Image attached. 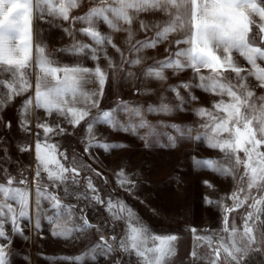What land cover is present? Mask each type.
Masks as SVG:
<instances>
[{
    "label": "snow or ice",
    "instance_id": "snow-or-ice-1",
    "mask_svg": "<svg viewBox=\"0 0 264 264\" xmlns=\"http://www.w3.org/2000/svg\"><path fill=\"white\" fill-rule=\"evenodd\" d=\"M88 2L84 14L71 16L82 0H0V111L18 97H25L18 111V127L25 133L31 132L28 116L36 110H43L46 117L59 118L54 126L38 122L36 128L42 134H35L34 144L18 146L21 153H32L31 180L28 169L19 168L13 173L0 166V264H9L8 248L13 237L22 234L21 220L28 219L30 213L35 229L41 227L43 220L52 227L51 234L56 238L69 239L74 233L85 235L93 228L99 231L89 222L84 208L77 214V204L64 203L65 199L103 205L113 228L122 225L119 234L113 231L107 238L101 235L88 251L58 258L68 264H82L86 259L95 264L99 258L109 259L111 264H172L177 254V234H156L123 200L109 197L105 201L92 179L83 175V165L77 158H69L66 151L60 150L54 137L68 134L64 123L73 129L86 125L82 151L88 156L93 148L110 152L124 146L97 141L93 129L98 125L136 135L145 148L163 137L165 147H175L179 138L203 143L217 152L218 159L193 156L192 163L194 168L231 178L236 185L227 196L230 205L224 197L217 201L205 197L206 204L219 207L220 231L227 237L220 232H216L218 239L199 235L195 227L186 230L192 234L189 257L191 264L201 260L203 264H247L252 253L264 249V0ZM144 16L155 20L146 22L141 18ZM70 20L73 26L82 25L75 31L85 39H75L72 45L57 49L73 57L71 63H62L48 53L40 23L59 27L73 36V31L63 26ZM137 20L141 32L155 29L151 38L135 39ZM102 27L125 33L123 43L134 53L168 44L166 58L146 68L143 78L165 81L168 70L173 75L190 70L188 81L167 89L175 94L178 103L173 104L162 95L156 104H130L121 99L109 109H101L108 73L98 61L103 56L107 68L117 66L107 53L108 46L122 58L124 55ZM86 59L97 63L87 67ZM123 62L135 66L142 61ZM89 84L97 88L89 90ZM180 89L188 93L187 97ZM193 89L214 97L210 106L193 110L195 128L163 121L153 123L147 118L186 111V104L198 100ZM139 93L137 89L134 95ZM6 126L11 129V122ZM89 169L101 175L90 165ZM82 180L85 191L79 192ZM114 183L129 190L126 186L135 182L119 170L114 173ZM204 184L213 188L208 181ZM240 209L244 212L239 216L238 227L237 218L231 214ZM202 246L208 249L203 256L197 251ZM117 253L120 255L113 258Z\"/></svg>",
    "mask_w": 264,
    "mask_h": 264
},
{
    "label": "rangeland",
    "instance_id": "rangeland-1",
    "mask_svg": "<svg viewBox=\"0 0 264 264\" xmlns=\"http://www.w3.org/2000/svg\"><path fill=\"white\" fill-rule=\"evenodd\" d=\"M87 4L89 5V2H86V9ZM141 18L146 22H154L155 20L154 17L150 16ZM101 30L105 34L112 36L113 41L122 49L124 54L122 58L111 46L107 47L108 55L117 66L115 68H107L109 81L101 109L107 110L114 106L113 97L117 99V102L123 99L129 103L133 102L132 104H136L140 96L147 95L145 104L147 105L158 103L159 97L163 95L166 96L167 100L172 102L175 94L167 91V89L169 86H175L181 81H187L181 79L182 76L180 75H183V72L173 75L168 70L165 72L167 76V80L165 81L146 80L143 78L146 68L156 66L159 61L164 59L163 55H168L165 52V47L169 45L161 44L155 49H147L142 50L140 53H134L130 50V46H126L123 43L125 33L110 32L106 27H102ZM134 31L136 33L135 39L144 40L145 38H151L154 35L155 29H150L147 33L141 32L139 21L137 20L134 25ZM131 59H141L142 62L135 66L124 64V60ZM100 61L106 67V61L103 56H101ZM142 79L149 82L148 85L147 83L143 85L144 81ZM137 89L140 90V93L134 95ZM256 91L259 93L260 90L256 89ZM154 96L156 99H159L152 100L151 98H154ZM197 97L198 100L194 102V108L210 106L211 101L214 99V97L200 90H197ZM20 105L21 98L18 97L14 103L10 104L3 111H0V158H2L0 159V166L8 168L13 173L17 172L19 168L28 169L27 174L31 180L30 166L34 163L32 153H21L18 146L34 144L35 134L38 131H41L42 134V130L36 128L38 122H49L54 126L59 118L53 119L45 115L38 118L36 116L31 117L29 119L31 122V132L25 133L18 127V109ZM9 121L11 122V129L6 126ZM63 126L67 129L68 134L56 136L54 137V141L59 144L61 151L67 152L69 158L75 156L83 165V175L92 179L105 201L109 197L113 200L121 199L152 232L156 234L178 235L177 254L172 259V264H191L189 253L192 250V234L190 231H186L188 229L195 227L199 235H213L216 239L219 238L216 236V232H220L221 235L227 237V234L220 231L221 211L219 207L215 203L212 205L206 204L205 197H208L212 201H217L221 197H224L225 203L230 205L232 202L227 199V196L231 194L236 185L231 178H220L210 171L194 168L192 163L193 156L198 159H218L220 157L217 152L207 149L203 143H197L192 140H185L174 149L171 147L167 150L158 149L157 147L145 148L140 144L141 140H134L132 142L127 140V135H130V133L113 132L107 126L98 125L93 129V134L97 141L122 144L124 146L110 152L93 148L91 155L88 156L82 151L85 145L86 125L75 129L67 123H64ZM125 140L127 141L125 142ZM64 162L67 163V161ZM89 165L91 169H95L101 175L97 176L91 172ZM119 170H124L130 180L135 182L134 185L126 186L129 190L120 188L114 183V173ZM204 181L210 182L213 188L210 189L205 186ZM77 191H85L83 180ZM60 195L63 197L62 192ZM64 203H76L77 214H79L80 208H84L89 222L99 227V231L96 228L90 230L93 241L96 240L98 242L101 235L107 238L113 231L116 234L120 233L122 225L113 228V223L105 212L103 205H88V202L85 200L75 201L70 199H65ZM243 212L244 209H240L239 212L231 214V217L237 218L236 223L238 227L241 224L239 216ZM31 224L34 227L30 213L28 219L21 220L22 234L14 236L8 248L9 264H14L16 259L19 264H30L32 257L29 253L32 251L36 253V256L34 255V259H36L34 260V264H43L42 258L45 256L49 258L50 264H61L58 262V259L53 258L58 254L65 253L66 249L65 246L60 247L62 245L58 243L59 238L51 234L52 227L42 220L41 227L34 229L35 236L34 239L33 237L31 239L28 236V231H31L30 228L28 230V227ZM5 227L10 229V225H6ZM44 227L49 228L48 231L51 235L48 236L49 239L39 236L41 229ZM213 230L216 231L214 232ZM8 234L12 236L10 230ZM256 235H260L259 230H257ZM88 237V234L79 235L78 233H74L71 238H63V240L64 242L66 240L72 241L73 245L77 243L75 251L76 255H80L86 252L84 251L83 244H85L84 241H88ZM18 242L22 243V246L20 247L21 252L17 257L18 253L15 247H18ZM197 251L203 256L207 253L208 249L207 246H202ZM118 255L120 254H114L113 258ZM28 259H31L30 262ZM82 264L93 263L86 259ZM95 264H111V262L109 259L99 258ZM197 264H203V261H198ZM247 264H264V249L252 253Z\"/></svg>",
    "mask_w": 264,
    "mask_h": 264
},
{
    "label": "crops",
    "instance_id": "crops-1",
    "mask_svg": "<svg viewBox=\"0 0 264 264\" xmlns=\"http://www.w3.org/2000/svg\"><path fill=\"white\" fill-rule=\"evenodd\" d=\"M86 2H88V0H82V3H81V6H80V8H78V9H76V10H73L71 13H70V15L71 16H79V15H82V14H84V12L87 10L86 9ZM89 7V5L87 4V8ZM56 23L57 24H60L61 22L60 21H56ZM63 26L64 27H68L70 30H72L73 31V36H68V35H66L62 30H61V28H59V27H52V28H50L49 27V25H47V24H44L43 22H41L40 23V27H42L43 29H44V32H43V38H44V40L46 41V43H47V51H48V53L51 55V56H53L54 58H58L59 60H60V62H62V63H71L72 61H73V57H71V56H69V55H65V54H62V53H59V52H57V49L58 48H63V47H67V46H70V45H72L73 43H74V40L75 39H85L84 37H82V36H80L78 33H76V31H75V29H77V28H79V27H81L82 25H80L79 23H77L75 26H73V24H72V21L70 20L69 22H66V23H64L63 24ZM161 57V56H160ZM160 57H156V58H160ZM163 58H166V56H162ZM151 60V59H150ZM149 60V61H150ZM84 63H85V66H87V67H94L95 66V63H97V62H93L92 60H90V59H86L85 61H84ZM98 63L102 66V67H104L105 68V71L107 72V67H105L104 65H103V63L100 61H98ZM121 63H122V61H121ZM120 63V64H121ZM241 63H243V61H241ZM125 68V67H124ZM33 71H35V69L33 70ZM124 71V70H123ZM186 73L184 74V72H183V75H180V76H182L181 77V79L182 80H189L190 78H191V76H192V72L190 71V70H186L185 71ZM143 81H144V83H143V85H145L146 83H147V85H148V83L149 82H147V81H145L144 79H142ZM108 81H109V76H108V79H107V81H106V85H105V90H106V87H107V84H108ZM33 82H34V78H33ZM87 88L89 89V90H92V89H96L97 88V86L95 85V84H89V85H87ZM193 91V93L197 96V90L196 89H193L192 90ZM180 92H181V94L182 95H184L185 97H187V95H188V93L187 92H185L183 89H180ZM105 94H106V91H104V95H103V98L101 99V103H100V108H101V106L103 105V103H104V98H105ZM160 95V94H159ZM158 95V96H159ZM149 97V96H148ZM21 98V102H22V100L25 98V97H20ZM158 98V97H157ZM160 98V97H159ZM158 98V99H159ZM152 100H158V99H156V97L154 96V98L152 97L151 98ZM146 100H147V95H143V96H140V99H139V101H137L138 103H136V104H142V105H145L146 104ZM112 101H113V103H114V105L117 103V99H115V97H113L112 98ZM159 101V100H158ZM157 101V102H158ZM169 101V100H168ZM194 102H196V101H193V102H191L190 104H186L184 107H185V109H186V111H184V112H181V111H174L171 115H169V116H163V115H149L147 118L150 120V121H152L153 123H156V122H160V121H163V122H166V123H177V124H181V125H189V126H192V127H196V123H197V118L194 116V114H193V110L195 109L194 108ZM133 103V102H132ZM132 103H130V104H132ZM172 103L173 104H176V103H178V101H176L175 100V97L174 98H172ZM15 110V109H14ZM13 110V111H14ZM18 111H19V109H18ZM45 114L43 113V110H36V111H34V112H32V113H30L29 114V116H28V119H30L31 117H39V116H44ZM125 137H126V135H125ZM127 140H130L131 142L132 141H134V140H141V139H139L138 138V136H136V135H133V134H128L127 135ZM127 140H125V142L127 141ZM185 140H188V139H179L178 138V140H177V143H176V145H175V147H171V148H176V147H178V146H180V144H182ZM129 143V142H128ZM141 145H143V141L141 140V143H140ZM166 144V140L163 138V137H161V139H160V141H159V143H153L152 144V146L151 147H157L158 149H163V150H167V149H170V147H165L164 145ZM29 228H30V230L31 231H33V232H31V231H28L29 232V234H28V236H30V238L32 239V237H33V239H34V236H35V234H34V227L32 226V224L30 225V227H28V230H29ZM49 228H47V227H44V228H42L41 229V231H40V234H39V236L41 237V238H45L46 237V239H49V237L48 236H51L50 235V233H49ZM51 231V230H50ZM31 232V233H30ZM52 232V231H51ZM88 235H89V237H88V241L86 240V241H84L85 242V244H83V246H84V251H88V249L94 244V243H96V240L95 241H93L92 240V233H91V231H89L88 233H87ZM27 238H29V237H27ZM58 243H60L62 246H60V247H63V246H65V249H66V252L65 253H63V254H58V255H54L55 256V258H59V257H75V256H77L76 255V251H75V249L77 248V246H75V245H73V243H72V241H65L64 242V240H63V238H59V242ZM17 246L18 247H15V248H17V257H18V255L20 254V247L22 246V243H20V242H18L17 243ZM60 247H58V248H60ZM35 252L34 251H32L31 253H29L30 255H31V257H32V261H31V263L30 264H34V260H36V259H34V255L36 256V253L34 254ZM41 256V255H40ZM42 256H45V255H42ZM41 259V258H40ZM30 260L31 259H28V261L30 262ZM49 260V258L47 257V256H45V257H43L42 258V262H43V264H50V262L48 261ZM18 262V260L16 259V261L14 262V264L15 263H17ZM56 262V261H55ZM58 262L59 263H61V264H68V261H66V260H61V259H58ZM91 263H93V262H91ZM17 264H19V263H17Z\"/></svg>",
    "mask_w": 264,
    "mask_h": 264
}]
</instances>
